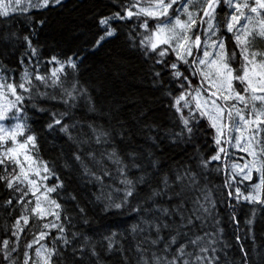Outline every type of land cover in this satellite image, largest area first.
Returning a JSON list of instances; mask_svg holds the SVG:
<instances>
[{"label":"snow or ice","instance_id":"snow-or-ice-1","mask_svg":"<svg viewBox=\"0 0 264 264\" xmlns=\"http://www.w3.org/2000/svg\"><path fill=\"white\" fill-rule=\"evenodd\" d=\"M0 264H264V0H0Z\"/></svg>","mask_w":264,"mask_h":264},{"label":"trees","instance_id":"trees-1","mask_svg":"<svg viewBox=\"0 0 264 264\" xmlns=\"http://www.w3.org/2000/svg\"><path fill=\"white\" fill-rule=\"evenodd\" d=\"M87 8V4H85L84 8L82 9V11L86 10Z\"/></svg>","mask_w":264,"mask_h":264}]
</instances>
